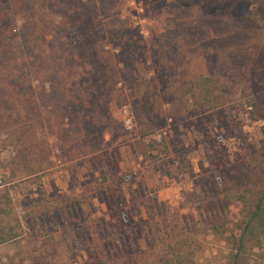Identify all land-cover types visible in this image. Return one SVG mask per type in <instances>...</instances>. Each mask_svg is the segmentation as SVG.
I'll list each match as a JSON object with an SVG mask.
<instances>
[{
  "label": "rangeland",
  "instance_id": "1",
  "mask_svg": "<svg viewBox=\"0 0 264 264\" xmlns=\"http://www.w3.org/2000/svg\"><path fill=\"white\" fill-rule=\"evenodd\" d=\"M0 12V221L19 232L0 264H147L178 240L228 264L225 233L264 191V0ZM250 254L264 264V240Z\"/></svg>",
  "mask_w": 264,
  "mask_h": 264
},
{
  "label": "trees",
  "instance_id": "2",
  "mask_svg": "<svg viewBox=\"0 0 264 264\" xmlns=\"http://www.w3.org/2000/svg\"><path fill=\"white\" fill-rule=\"evenodd\" d=\"M20 3L23 0H15ZM0 16H2V12H0ZM4 33V32H3ZM1 46H5V49L11 48V46L6 45V40L1 39ZM12 53L11 50H8L6 55L9 58L8 62L13 61L12 63H16L14 54L11 59L9 54ZM7 62H5L6 64ZM4 64V65H5ZM3 66V65H2ZM12 71H16L15 67H9ZM8 75H10L8 73ZM212 85V86H211ZM205 93L204 95L197 100L200 105H206L211 108H216L220 106L223 95L221 93H217L216 95L212 94L216 92V88L213 86V82L209 77H205L200 83V87ZM175 87L173 89L174 93L183 94L185 90H192L194 94L197 96L194 87L192 84L188 85V87ZM1 209V208H0ZM222 209H225V206L222 205ZM2 210V209H1ZM0 212V213H7ZM216 217V215H215ZM217 217L213 219V228L219 229L223 227V225H216L215 222L218 221ZM4 229V231L0 232V244L7 242L8 240L14 239L19 235V232L14 230V226L10 220H1L0 221V229ZM226 238L233 245V252L229 257L228 264H255L253 262L252 256L250 254L251 250L255 248H261L264 240V191L258 198V201L254 206L249 210V214L245 215V223L242 225H238L236 228L232 229L231 232L225 233ZM224 234V235H225ZM193 241L187 240H178L170 247L169 252H166L160 256L153 257L151 261H148L147 264H198L194 258V253L192 254V243Z\"/></svg>",
  "mask_w": 264,
  "mask_h": 264
},
{
  "label": "built area",
  "instance_id": "3",
  "mask_svg": "<svg viewBox=\"0 0 264 264\" xmlns=\"http://www.w3.org/2000/svg\"><path fill=\"white\" fill-rule=\"evenodd\" d=\"M0 171H1V166H0Z\"/></svg>",
  "mask_w": 264,
  "mask_h": 264
}]
</instances>
